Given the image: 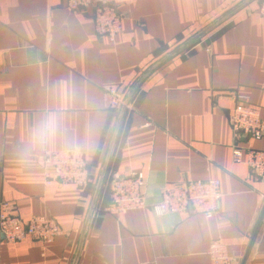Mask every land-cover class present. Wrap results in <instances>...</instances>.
<instances>
[{"label": "crops", "instance_id": "1", "mask_svg": "<svg viewBox=\"0 0 264 264\" xmlns=\"http://www.w3.org/2000/svg\"><path fill=\"white\" fill-rule=\"evenodd\" d=\"M109 1L122 17L115 43L66 0H0V204L60 228L50 243L0 234V264H211L216 240L241 264L264 180L232 151H264V137L236 136L230 117L240 96L264 121V0ZM140 81L111 149L121 107L104 89L125 98ZM65 150L85 156L83 189L44 183L45 155ZM134 174L148 208L107 212L111 180ZM210 179L223 192L213 218L153 210L166 188ZM245 264H264V217Z\"/></svg>", "mask_w": 264, "mask_h": 264}, {"label": "built area", "instance_id": "2", "mask_svg": "<svg viewBox=\"0 0 264 264\" xmlns=\"http://www.w3.org/2000/svg\"><path fill=\"white\" fill-rule=\"evenodd\" d=\"M66 7L71 12L92 10L95 32L111 43L116 42L122 30V17L109 0H66ZM258 10L264 18V1L260 3ZM104 98L111 109H119L123 104L124 94L119 88L107 87L104 89ZM230 126L236 136L251 140H261L264 137V121L259 109L248 105L240 96L230 117ZM232 160L235 164H246L264 180V151L250 149L245 155L244 150L235 145ZM42 174L47 186L65 183L83 189L90 180L85 156L77 150L48 152L43 160ZM145 186L142 174L114 177L111 180V195L106 211L124 214L148 208ZM222 196L219 180L191 181L166 188L161 201L152 208L157 215L191 213L210 219L218 213ZM59 233L60 228L52 219L32 216L24 221L16 214L13 204H0V234L10 244L26 239L50 243ZM209 256L211 264H237L219 240L210 244Z\"/></svg>", "mask_w": 264, "mask_h": 264}, {"label": "water", "instance_id": "3", "mask_svg": "<svg viewBox=\"0 0 264 264\" xmlns=\"http://www.w3.org/2000/svg\"><path fill=\"white\" fill-rule=\"evenodd\" d=\"M141 82H142V81H140L138 84H136V85L133 87V89H132V90L127 94V96L124 98L123 104H122V106H121V108H120L121 112H120V115H119V118H118L117 128H116V130L114 131V135H113V139H112V143H111V149H112V147H113V145H114V143H115V140H116V136H117V133H118L117 130H119L118 127L120 128V125H121L122 120H123V118H124V116H125V114H126V111L128 110L129 105L131 104V102H132V100L134 99V97H135V95H136L138 89L140 88ZM102 179H103V176H102ZM99 184H100V186H99V188H100V187H101V182H100V181H99ZM263 217H264V208H263V211H262V215H261V217H260V220H259V222H258V226H257V228H256V230H255V232H254V235H253L252 239H251V242H250L249 248H248V250H247V253H246V255H245L243 261L241 262V264H245V262H246V260H247L248 254H249V252H250V249H251V247H252V244H253V242H254V239H255L256 233H257V231H258V229H259V227H260V224H261V222H262Z\"/></svg>", "mask_w": 264, "mask_h": 264}, {"label": "clouds", "instance_id": "4", "mask_svg": "<svg viewBox=\"0 0 264 264\" xmlns=\"http://www.w3.org/2000/svg\"><path fill=\"white\" fill-rule=\"evenodd\" d=\"M54 131V125L52 123L44 125L41 129L38 130L37 135L39 137H44L50 135Z\"/></svg>", "mask_w": 264, "mask_h": 264}]
</instances>
